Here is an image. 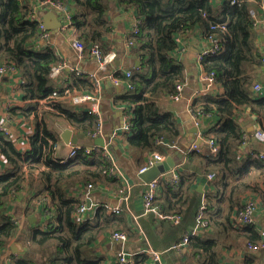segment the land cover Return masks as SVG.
Returning <instances> with one entry per match:
<instances>
[{
  "label": "trees",
  "instance_id": "trees-1",
  "mask_svg": "<svg viewBox=\"0 0 264 264\" xmlns=\"http://www.w3.org/2000/svg\"><path fill=\"white\" fill-rule=\"evenodd\" d=\"M59 1L69 9L73 36L86 46L98 44L104 54L110 49L107 37L114 29L112 12L119 7L135 9L138 32L128 37L131 41L129 52L137 55L140 65L129 77L114 73L132 85V88L123 85L116 97L132 116L130 130L122 133L123 142L120 141L128 156L163 154L170 148L157 143L159 138L180 148L177 121L172 113L160 112L157 105L161 95L169 96L184 80L183 66L174 55L179 47L175 35L197 28L203 38L213 36L217 39L218 53L204 56L200 66L204 73L215 74L221 92L216 96L210 92L199 94L192 100L190 109L199 119L213 115L219 123L202 133L199 151H190L181 157L184 171L194 168L193 179L188 178L190 173L179 170V182L174 187L169 178H165L160 182V194L155 203L162 212L181 215L174 225L188 224L193 214V224L187 226L186 231L195 224L198 207L205 200L202 217L210 228L221 225L226 232L235 228L243 233L246 247L248 243L257 244L260 232L254 225L240 222L238 213L242 205L235 195L246 189L256 190L245 180L251 172L248 164L260 168L264 166V158L256 152L242 157L240 150L245 131L236 117L240 108H248L258 115L259 129L264 131V96L253 93V78L249 73L263 61V54L253 45L252 29L255 27L249 10L258 9L263 0H224L219 6L213 0ZM32 4L31 0H0V66L10 65L16 70L21 80L16 89L24 101L22 105H11L8 114L35 124L26 151L19 150L12 139L0 133V155L8 166L6 170L0 169V251L20 227L18 219L8 215L4 208L10 197L26 189L37 203H43L41 209L48 221L34 226L29 233L27 255L9 259L8 264H106L98 256H89L87 251L100 233L114 230L112 221L116 219L113 217L118 215L107 212L102 205L104 201H93L94 188L86 194V186L115 183L113 189L118 192L123 185L110 173V161L97 151L86 153L83 144L74 154L68 153V157L61 158L56 153L59 137L50 128V122L60 119L79 135H87L86 132H93L97 127V118L85 108L76 110L68 96L75 90L90 91L94 85L90 77H74L68 86L62 87L50 77L51 67L60 56L49 44L33 46L40 33L38 21L29 18ZM1 76L0 73V79ZM101 113L104 120V103ZM207 139L217 145L216 154L209 151ZM246 160L248 164L243 163ZM116 163L122 167L120 154ZM211 172L214 178L205 180ZM198 182L223 188L224 198L219 200L211 193L197 192L192 186ZM185 189L189 193L187 196H184ZM83 195L97 205L79 218L76 213L85 203ZM182 235L170 248L181 242ZM223 247L220 237L190 235L185 246L179 249L189 250L197 257L198 264H223L220 260ZM149 258L145 252L137 253L130 264H149Z\"/></svg>",
  "mask_w": 264,
  "mask_h": 264
},
{
  "label": "crops",
  "instance_id": "crops-1",
  "mask_svg": "<svg viewBox=\"0 0 264 264\" xmlns=\"http://www.w3.org/2000/svg\"><path fill=\"white\" fill-rule=\"evenodd\" d=\"M216 5H221L224 0H213ZM32 6L36 9L38 16L43 20V16L46 15L44 19V25L48 28L49 36L46 40H38L33 44L34 47L39 45L49 44L53 47L55 52L67 61L66 66L63 71L60 72L59 76L56 78L58 86L66 87L68 86L74 77H93L94 79L102 78L100 81V91L99 95L101 97L100 107L104 103L106 109L105 119L103 120L104 135L106 136L112 129L120 126L123 120V110L124 106L120 101L116 100L117 95L122 92L123 86L120 85V90L116 88L117 84H114L111 80L105 78L111 73L119 72L124 73L126 71H132L135 68V61L140 59L137 55L130 54L129 49L125 51V44L128 37L131 35L132 24L135 21V9L133 7L124 8L119 7L111 14L113 19L114 29L108 34V45L109 50L107 53L115 51L117 53L116 59L106 64L104 68L99 65L98 60L93 55L88 53L86 49L83 55H78L68 44L65 37L60 32L59 28L56 30H51L53 27H57L59 16L56 13L57 18L52 14H47L48 11H53L48 7H43L39 0H31ZM45 8V9H44ZM258 18L260 19V25L252 29L253 34V45L258 49L264 58V13L260 11L258 13ZM181 43L179 45V50L176 55V60L180 62L183 66L184 80L182 82V97L179 100H172L168 95H161L157 99V105L160 112H170L173 114L174 119L178 123L179 137H178V149L170 148L163 152V162L157 164L155 169L160 175L161 168L173 166L162 173H165V177H168L169 171L173 168H177L186 172L191 180L194 175V168L187 169L184 171L182 168L183 160L178 155L179 152H183L184 149L188 148L193 141H197L200 138L199 146L202 142V133L217 123L219 120L213 115L205 116L196 120L193 119L192 113L190 112V104L194 99V93L200 87L201 82L199 79L200 65H198L197 57L198 55L209 45V42L203 38L200 30L197 28L189 29L185 33L179 34ZM36 47V48H37ZM130 54V55H129ZM79 71L80 74H76ZM75 73V74H74ZM254 82H259L264 85V61L260 66L254 67L249 71ZM20 78L16 70H10L3 72L0 79V124L7 128L9 131V139H12L19 150L26 151L29 149L28 137L32 135L35 131V124L32 121L24 120L19 117H10L8 114V109L11 105L17 104L22 105L24 101L16 89V86L20 82ZM110 81V83H108ZM252 91L255 95H263L262 92ZM107 87H114L113 91H108ZM111 89V88H110ZM109 89V90H110ZM90 91H80L75 90L69 92L68 96L74 97L80 93H88ZM212 96L218 95L221 91L216 85L212 90L209 91ZM73 104V103H72ZM75 105V104H74ZM76 110L82 108H87L88 103L82 105H75ZM81 106V107H79ZM103 113V112H102ZM101 113V114H102ZM239 115L236 117L237 121L241 124L245 131V140L241 146L242 157H246V153L256 152L264 153V142L255 136L256 130L259 129L260 123L258 115L252 113L248 108L242 107L238 111ZM102 114V119H103ZM264 126V124L262 123ZM50 128L58 134L59 140L57 142L56 153L61 157H68L69 148L71 146L66 144L60 137V134L65 128H69L72 131L71 137H76L77 144L90 145L93 141L89 136L79 135L72 127L64 125L60 119L50 122ZM123 140L115 141L113 145L112 152L115 154V159L118 161L119 154L122 156V167L123 174L125 175L127 181L130 183V188L128 189V200L123 203L121 214L113 217L116 219L113 222L112 229L117 231H124L127 233V241L125 242V249L130 252H142L144 249L151 248L156 251H161L159 255V263L156 260L151 259L149 264H198L197 257L193 255L189 250L170 248L172 244L179 240L185 228L193 224V214L189 216V223L183 225H174L167 220H159L155 215L148 214L142 215V192L145 189V183L141 184L138 177V170L144 164V160L147 157V153H141L130 156L126 155L124 150V144H121ZM244 155V156H243ZM244 160V159H242ZM187 162V161H186ZM252 163V161L250 160ZM241 163V162H240ZM244 164H248V160L243 161ZM251 168V172L248 178L245 180L249 183L251 187L256 190L246 189L243 192H238L235 197L238 204H243L247 199H253L255 201V210L253 212L255 224L254 228L256 231L264 230V191H261L262 180L264 177V166L257 168L254 165L248 164ZM8 166L3 162V158L0 155V169L6 170ZM206 180V178H205ZM37 181H34L37 186ZM206 182V181H204ZM209 182H207L208 184ZM208 186L210 188H208ZM204 185L198 182L194 187L195 190L201 194L211 193L217 196L216 199L221 200L224 198L223 188H215L210 186V184ZM116 187L115 183L112 184H99L92 190V200L107 202L108 204L114 205L117 202V192L113 189ZM198 188H201L200 192ZM76 195L79 191H73ZM189 193L185 189L184 196ZM164 195H162V198ZM87 195H83V201L86 203ZM89 199V198H88ZM38 204V207H36ZM224 204V203H223ZM43 203L36 202L31 193L26 189L19 192L17 195L9 198L5 211L8 215L13 218H17L20 227L18 228V233L12 236L0 251V264H5L9 259H17L26 256L28 247V235L34 226H39L41 224L47 223L48 216L42 211ZM224 207L227 206L224 204ZM185 209V206L183 207ZM235 208L232 210V215ZM196 208L194 210V213ZM190 227V226H189ZM120 229V230H119ZM112 230V231H114ZM204 234L205 237H220L221 243L224 245L221 251V257L223 264H264V248L262 249H248L246 247L243 233L235 228L224 231L221 225H217L214 228L207 229ZM110 229L104 230L98 236V239L87 251L89 256H98L105 261L106 264H111L114 262L115 255L120 243L111 238Z\"/></svg>",
  "mask_w": 264,
  "mask_h": 264
},
{
  "label": "built area",
  "instance_id": "built-area-1",
  "mask_svg": "<svg viewBox=\"0 0 264 264\" xmlns=\"http://www.w3.org/2000/svg\"><path fill=\"white\" fill-rule=\"evenodd\" d=\"M234 2L235 0H231ZM40 4L43 5V7H48L58 13L59 20H60V27L59 30L62 33V35L65 37L66 41L68 44L71 46V48L78 54V55H83L84 51L87 49L88 53L90 55H93L96 57V59L99 62V65L104 68L107 63L113 61L117 57V53L115 51L106 53L104 54L102 49L99 47L98 44H92V45H84L81 41H79L77 38L73 36L72 33V20L70 17V12L69 9L67 8L66 5H64L61 1L59 0H39ZM262 11L264 13V0L262 3L259 4V8L255 9L252 8L249 10L250 16L252 17V24L254 27H258L260 25V19L258 18V13ZM29 18L31 20H37L38 21V28H39V40H46L49 36V32L44 26V22L41 19L40 16H38L36 9L34 6H32V10L30 12ZM138 32V21L135 20L134 23L132 24V30L131 34L137 33ZM206 40L209 42V45L198 55L197 57V62L198 65H200V61L204 56L207 55H215L218 53L220 47L218 44V41L215 37L213 36H207ZM175 41L178 43V46L181 43L179 34L175 35ZM130 40L127 39L126 44H125V51L129 49L130 45ZM179 50V47H178ZM178 50L175 52V56L178 53ZM264 61V58H263ZM67 61L59 57V61L51 67L50 70V77L53 79H56L60 72L63 71L64 67L66 66ZM8 69L14 70L12 66L10 65H1L0 66V73L1 75L3 72L7 71ZM80 74L79 71H76V75ZM125 76L129 77L131 76V71H126L124 72ZM105 78L111 80L114 84L117 85H124L127 88H132V85H130L128 82H125L122 79H119L118 77L114 76V73L109 74L108 76H105ZM93 80V91L88 92V93H80L74 97H71V101L75 105H82L88 103V107L85 108L87 113L94 115L97 120H98V125L95 128L93 132H86V134L92 138L93 140L97 137H103L104 144L103 146H99L97 144H94L92 142L90 145L86 146L85 145V152L89 153L92 151H97L101 153L104 157H106L110 163H111V174L121 180L122 183V189H120L117 192V202L114 205L108 204L105 202L103 207L107 210V212L112 213V214H119L120 211L122 210L123 203H126L128 200V189L130 188V183L127 181L125 175L123 174L121 168L119 165L116 163V160L114 158L111 145L114 143L116 140L119 141L122 139L121 135L125 131L130 130V124H131V114L127 112L126 110H123V120H122V125L117 126L116 128L112 129L108 135H104V128H103V119H102V114H101V97L99 95L100 91V81L102 78L94 79V76L91 77ZM199 79L201 82L200 87L196 90L194 93V96H198L199 94H204V93H209L210 90L216 86V81H215V74L213 72L210 73H204L201 71V66H200V74H199ZM123 86V87H124ZM253 90L255 92H262L264 91V85H261L259 82H255L253 84ZM169 97L172 100H179L182 97V83H178L176 85V91L171 93ZM191 112V109H190ZM192 113V112H191ZM193 119L196 120V123L199 121L197 119V115L192 113ZM0 133H2L4 136H8L9 131L7 130L6 127H4L2 124H0ZM86 135V136H87ZM255 136L260 139L261 141L264 142V131L261 129L256 130ZM207 144L209 146V151L212 154H216L218 151L217 145L213 142L212 139H207ZM157 143L164 145L168 148H174L178 149V146L176 144L168 142L164 139H157ZM71 144V143H70ZM68 144V145H70ZM81 145L78 144H71L69 148V155H72L75 153L77 149H79ZM190 151H199V144L192 143L188 148L183 150V155L186 156L187 152ZM258 156L260 158H264V153H258ZM163 154L159 152H152L149 155H147L143 166L138 170V172H142L149 167L155 165L156 163L162 161L163 159ZM214 173H208L206 179H213L214 178ZM165 173L160 174L153 179H151L149 182L145 183V189L142 192V215H148V214H153L155 215L158 219H166L171 221L172 223H177L181 219V215L177 213H172V212H162L159 210V207L156 205L155 201H157V198L160 194V182L165 180ZM168 178L170 183L176 187L178 182H179V174H178V169L173 168L172 170L169 171ZM94 187L91 184H88L86 186V194H88ZM262 190L264 191V180L262 182ZM89 198V196H87ZM255 201L253 199H247L243 204L242 208L238 213V218L240 219V222L249 224V225H254L255 220L253 216V212L255 210ZM97 204L90 202V205L88 206L86 203H83L82 205L79 206L77 209V217L82 218L85 213L90 209L91 206H96ZM205 209V200H202L200 203L198 210H197V215L195 219V224L187 229L183 235L181 242L177 246H173V248H179L185 246L188 237L190 235H197L199 231L202 229V227L206 226L208 224V221L202 217V212ZM47 216V215H46ZM44 226V225H42ZM260 232V239L257 242V244H251L248 243V249H262L264 248V230H259ZM111 238L113 240H116L120 243V247L117 250V253L115 255L114 262L111 263H117V264H130L132 262V257L134 254L137 253H142L145 252L147 253L153 260H156L159 263V255L161 251H156L151 248L144 249L142 252H130L125 249V242L127 241V233L124 231H114L111 233ZM8 264V263H5Z\"/></svg>",
  "mask_w": 264,
  "mask_h": 264
},
{
  "label": "water",
  "instance_id": "water-1",
  "mask_svg": "<svg viewBox=\"0 0 264 264\" xmlns=\"http://www.w3.org/2000/svg\"><path fill=\"white\" fill-rule=\"evenodd\" d=\"M44 9H45V8H44ZM49 13H52V14L57 18V15H56V12H55V11H52V12H51V11H48L47 14H49ZM43 17H44V18H43V22H45L44 19L46 18V15H44ZM57 20H58V25H57V27L55 26V27H53L51 30H56L57 28L60 27V25H61L60 20H59V19H57ZM44 26H45V25H44ZM46 29H48V28H46ZM137 66H139V61H135V68H137ZM108 83H110V81H108ZM110 88H111V89H110ZM110 88L107 87V90H108V91H113V90H114V87H110ZM116 88L118 89V91L121 89V88H120V85H117ZM109 89H110V90H109ZM120 125H122V122H121ZM71 134H72V131H71L69 128H65V129L62 131V133L60 134V137H61V139H62L66 144H70V143H71V144H77V139H76V137H71ZM106 135H108V133H107ZM93 142H94V144H97V145H99V146H103V144H104L103 137H97V138L94 139ZM193 142H194L195 144H199V143H200V138H199L197 141H193ZM113 155H114V158H115V154H114V152H113ZM178 155H179L180 157L183 156V154H182L181 152H179ZM160 162H163V161H160ZM160 162H158V163H156L155 165L149 167L148 169H146V170H144V171L138 173V177H139V179H140V183H141V184H143V183H147V182H149L151 179H153L154 177L158 176V171L155 169V166H157V164H161ZM172 166H173V164H170V166H167V167L161 168V171H160L161 173H160V174H162V172H164V171L169 170ZM173 167H174V166H173ZM198 190H199L200 192L202 191L201 188H198ZM90 202H91V200L87 198V199H86V204H87L88 206L90 205Z\"/></svg>",
  "mask_w": 264,
  "mask_h": 264
},
{
  "label": "rangeland",
  "instance_id": "rangeland-1",
  "mask_svg": "<svg viewBox=\"0 0 264 264\" xmlns=\"http://www.w3.org/2000/svg\"><path fill=\"white\" fill-rule=\"evenodd\" d=\"M197 119L199 120V118L197 117ZM122 137V136H121ZM150 153H148V155H149ZM116 160V159H115ZM145 161V160H144ZM141 168V167H140ZM139 168V169H140ZM179 171V170H178ZM139 173V172H138ZM162 174H164V173H162ZM184 207V206H183ZM196 219V218H195ZM210 227H209V223L206 225V226H204V227H202V229L199 231V233L197 234V235H199V236H201L202 234H204L205 233V231H208L207 229H209ZM128 237V236H127Z\"/></svg>",
  "mask_w": 264,
  "mask_h": 264
},
{
  "label": "clouds",
  "instance_id": "clouds-1",
  "mask_svg": "<svg viewBox=\"0 0 264 264\" xmlns=\"http://www.w3.org/2000/svg\"><path fill=\"white\" fill-rule=\"evenodd\" d=\"M183 154V153H182Z\"/></svg>",
  "mask_w": 264,
  "mask_h": 264
}]
</instances>
